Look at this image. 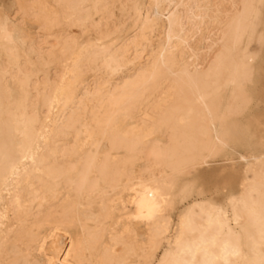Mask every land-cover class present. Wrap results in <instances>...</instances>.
Here are the masks:
<instances>
[{
  "label": "bare ground",
  "instance_id": "1",
  "mask_svg": "<svg viewBox=\"0 0 264 264\" xmlns=\"http://www.w3.org/2000/svg\"><path fill=\"white\" fill-rule=\"evenodd\" d=\"M0 264H264V0H0Z\"/></svg>",
  "mask_w": 264,
  "mask_h": 264
},
{
  "label": "rangeland",
  "instance_id": "2",
  "mask_svg": "<svg viewBox=\"0 0 264 264\" xmlns=\"http://www.w3.org/2000/svg\"><path fill=\"white\" fill-rule=\"evenodd\" d=\"M5 11H6V14L8 16H10L12 19H15L18 16L17 15V12L15 11V9H10V10H5ZM114 11L116 12V10H114ZM245 148H246L245 146L239 147L238 148V151L239 152L234 151V150H231L232 148L231 149H228L227 152H226V157H231L233 155L234 156H238L239 153H242L245 150ZM210 164L211 165L219 164V161H214L213 160L212 162H210ZM220 172H221V170H217L215 172V175L212 174L214 172H212V173L208 172L204 177H202L201 181L203 183V188L205 189V193L204 194L206 196L210 197L209 195H213L214 194L212 192L213 190H212L211 186L215 182V179H217V177L219 178V176H220L219 173ZM220 191H222V193L225 194V193H228L229 190H227V188H222V189H220ZM214 197H217L216 194L214 195ZM221 197H223V196H219V197L215 198L214 201H216L217 203L221 202V199H219ZM171 220H172L171 223L173 225V223L176 221V215L175 214L171 216Z\"/></svg>",
  "mask_w": 264,
  "mask_h": 264
}]
</instances>
